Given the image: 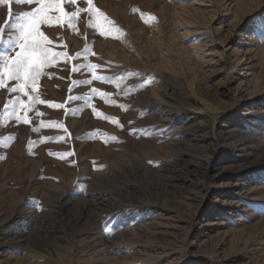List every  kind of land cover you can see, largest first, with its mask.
Returning a JSON list of instances; mask_svg holds the SVG:
<instances>
[{
	"label": "rangeland",
	"instance_id": "obj_1",
	"mask_svg": "<svg viewBox=\"0 0 264 264\" xmlns=\"http://www.w3.org/2000/svg\"><path fill=\"white\" fill-rule=\"evenodd\" d=\"M64 5L0 0V264H264V0Z\"/></svg>",
	"mask_w": 264,
	"mask_h": 264
},
{
	"label": "bare ground",
	"instance_id": "obj_2",
	"mask_svg": "<svg viewBox=\"0 0 264 264\" xmlns=\"http://www.w3.org/2000/svg\"><path fill=\"white\" fill-rule=\"evenodd\" d=\"M2 1H3V0H2ZM42 1H44V0H42ZM57 1H58V0H56V2H57ZM4 2H5V1H4ZM4 2H2V3L4 4ZM40 3H41V2H40ZM40 3H39V4H40ZM58 3H59V2H58ZM6 4H7V3H6ZM52 4H53V3H52ZM52 4H51V5H52ZM40 5H41V4H40ZM40 5H39V7H40ZM54 5H55V4H54ZM56 5H57V3H56ZM57 6H58V5H57ZM27 7H28V6H27ZM48 7H49V6H48ZM51 7H52V6H50V8H51ZM1 8H2V7H1ZM24 8H25V7H24ZM33 8H34V7H33ZM2 9H3V8H2ZM25 9H26V8H25ZM28 9H29V8H28ZM39 9H40V8H39ZM36 10H37V9H36ZM36 10H35V11H36ZM0 11H3V10H0ZM33 11H34V10H33ZM40 11H41V10H40ZM29 12H30V11H29ZM45 12H46V11H45ZM47 12H48V10H47ZM41 13H43V11H42ZM41 13H40V14H41ZM48 14H49V12H48ZM50 14H51V13H50ZM23 15H24V14H23ZM48 17H49V16H48ZM46 18H47V17H46ZM37 20H38V17H37ZM40 20H41V19H40ZM47 21H48V20H47ZM33 23H36V20H35ZM33 23H32V25H33ZM37 25H38V24H37ZM37 25H34V26H37ZM53 25H54V24H53ZM29 26H30V25H29ZM47 26H48V24H47ZM50 26H52V25H50ZM54 26H55V25H54ZM32 27H33V26H32ZM48 28H49V27H48ZM19 29H22V27H20ZM24 29H25V28H24ZM26 29H27V28H26ZM32 29H33V28H32ZM33 31H34V30H33ZM23 33H24V32H23ZM29 33H30V32H29ZM41 33H42V31H41ZM29 35H30V34H29ZM34 35H36V34L34 33ZM49 35H50V34H49ZM21 36H22V35H21ZM21 36H20V37H21ZM41 36H42V35H40V38H41ZM23 37H24V36H23ZM25 37H26V36H25ZM42 37H43V36H42ZM26 38H27V37H26ZM27 39H28V38H27ZM42 40H43V39H42ZM21 41H22V40H21ZM26 41H27V40H26ZM42 42H43V41H42ZM54 42H55V41H54ZM54 42H53V43H54ZM56 44H57V43H56ZM22 45H23V47H24V46L26 45V43H25V45H24V44H22ZM30 45H31V44H30ZM53 45H54V44H53ZM55 46H56V45H55ZM57 46H58V45H57ZM8 47H9V46H8ZM30 47H31V46H30ZM8 49H9V48H8ZM52 51H53V50H52ZM54 52H55V51H54ZM56 53H57V50H56ZM6 54H7V53H6ZM10 55H11V53H10ZM12 56H13V54H12ZM1 57H2V55H1ZM11 59H12V57H11ZM55 59H56V58H55ZM9 60H10V59H9ZM9 60H8V61H9ZM1 61H2V60H1ZM1 61H0V62H1ZM1 64H2V63H1ZM7 64H9V63H7ZM5 65H6V64H5ZM37 67H38V66H37ZM9 68H10V67H9ZM9 68L7 67V70H8ZM47 69H48V68H47ZM52 69H53V68H52ZM55 69H57V67H55ZM10 72L12 73L11 76H14V72H15V71H14V70H13V71L11 70ZM5 73H7V71H6ZM16 83H17V82H16ZM34 91H35V90H34ZM13 92H14V91H13ZM37 92H38V91H37ZM27 94H28V92H27ZM13 118H15V117H13ZM14 120H15V119H14Z\"/></svg>",
	"mask_w": 264,
	"mask_h": 264
},
{
	"label": "snow or ice",
	"instance_id": "obj_3",
	"mask_svg": "<svg viewBox=\"0 0 264 264\" xmlns=\"http://www.w3.org/2000/svg\"><path fill=\"white\" fill-rule=\"evenodd\" d=\"M38 2H39V0H34V3H38ZM70 2H71V0H65V5L68 4V3H70ZM79 2H80V0H77V3H79ZM65 5H64L63 9H61L59 7H51V8H49V13L50 12H56V13L59 14V12L61 10L67 11V8L65 7ZM261 27H262V29H264V24H262Z\"/></svg>",
	"mask_w": 264,
	"mask_h": 264
}]
</instances>
